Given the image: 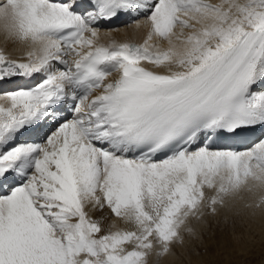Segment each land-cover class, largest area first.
<instances>
[{
  "label": "snow or ice",
  "instance_id": "snow-or-ice-1",
  "mask_svg": "<svg viewBox=\"0 0 264 264\" xmlns=\"http://www.w3.org/2000/svg\"><path fill=\"white\" fill-rule=\"evenodd\" d=\"M90 3L0 0V29L25 46L0 51V84L32 82L0 92V264H147L227 198L264 205V133L215 144L264 125V0ZM121 12L144 13V42L98 43ZM105 207L131 230L89 215Z\"/></svg>",
  "mask_w": 264,
  "mask_h": 264
},
{
  "label": "rangeland",
  "instance_id": "rangeland-1",
  "mask_svg": "<svg viewBox=\"0 0 264 264\" xmlns=\"http://www.w3.org/2000/svg\"><path fill=\"white\" fill-rule=\"evenodd\" d=\"M239 197L240 205H237L234 199L229 197L226 199L228 200L227 204L218 206L215 214L206 210L200 221H190L194 233L191 235L185 233L183 243L172 246L171 252L175 258L173 261H165V263L264 264V238L260 241L258 232L253 231L249 224L251 213L257 209L252 206L254 198H250L243 192ZM230 199L232 200L230 201ZM229 202L230 204H228ZM256 202L259 203L258 199ZM258 208L264 210L262 209L264 205ZM92 212V210L89 211L90 216ZM103 212L99 211L101 216ZM96 217L92 218L97 219ZM114 224L115 220L112 216L106 222L104 221L102 227L107 230L109 225ZM248 233L253 237H249ZM152 253L147 256V264H159L155 251ZM204 254L209 255L212 259L203 262Z\"/></svg>",
  "mask_w": 264,
  "mask_h": 264
},
{
  "label": "bare ground",
  "instance_id": "bare-ground-1",
  "mask_svg": "<svg viewBox=\"0 0 264 264\" xmlns=\"http://www.w3.org/2000/svg\"><path fill=\"white\" fill-rule=\"evenodd\" d=\"M208 2L216 4V3H219L220 0H208ZM135 20H140L141 21V27H136V25L134 23H132ZM143 20H144V13H140L139 16L129 17V18L126 19V21H123V22L121 21L118 25H115V26L110 27V28H101L99 25H96V27H98V29H99V38H98L97 42L98 43H103V41H106L107 43H110V44L112 42L123 43V42H130L131 39L136 38V40H138V42H140V44H141L146 39L147 32H148L147 25L143 23ZM177 31L179 32V28H177ZM185 31H187V30H185ZM149 43L155 44V45H158V46H161V47L164 46V44L162 42L158 41L155 37H153V39L151 41H149ZM24 48H25V46L23 44H21L20 42L7 41L6 38H5V33L3 32L2 29H0V51H3V53L6 56H8L10 59H17V60L25 58L24 57ZM142 65H149V66L153 67L152 65L148 64L147 62H142ZM157 69L161 70L159 68H157ZM116 75H117V73L113 72L107 79L111 80V79L115 78ZM19 81H21V80H19V79L14 80L13 82H10L11 84L10 83H6V81H5L3 84H0V92H2L4 90H12L13 87ZM24 81L25 80H22L23 84H24ZM25 83L30 84L28 80H26ZM261 89H264V87L261 88ZM48 130L45 129V131H48ZM44 132L41 131L39 134H37L35 132L30 133V134H32V136H34V139H32L31 141L42 140L44 138ZM23 137L24 136L21 135L20 137H18V140L22 141ZM24 141H25V139H24ZM242 192L245 195L250 196V198L253 197L252 194H250L249 192L241 191L238 194V196L234 199V201H235V203L237 205L241 204L239 196H240V194ZM231 200L232 199H230V201ZM246 200H248V199H246ZM226 202H228V200H226ZM248 202H249V200H248ZM235 203H233V204H235ZM228 204H230V202ZM248 204H250V203H248ZM259 207L261 208V206H259ZM256 208L257 209H255L251 213V216H250V219H249L250 220L249 224L251 225L250 228H252L253 231L258 232V235L260 236L259 240L261 241L264 238V210H261L258 207H256ZM262 209H264V208H262ZM90 210L91 209H89L88 211H90ZM103 211L104 212H103L102 216L104 217V219L101 221L102 225H104V221L106 222V220L108 218L113 216L114 220H115L114 228H122V229L131 230L132 225L123 223L121 220H119L117 217H115L110 212V210L107 209V207H105L103 209ZM241 211L244 212V210H241ZM248 212H249V210H248ZM91 214H92L91 215L92 217L93 216H95V217L97 216L96 217L97 219L102 217L100 215L99 211H93ZM248 236L249 237H253L251 234L249 235V233H248ZM239 250H240V248H239ZM150 253H152V252H150ZM204 255H203L204 256L203 262H206V261L212 259V258L209 257V255H206V254H204ZM174 258H175V256L172 254V252H170L167 255L160 257L158 261H159V264H166L165 261H173Z\"/></svg>",
  "mask_w": 264,
  "mask_h": 264
}]
</instances>
